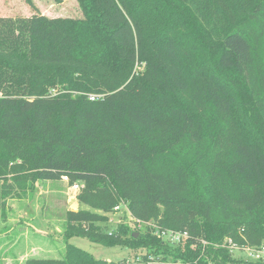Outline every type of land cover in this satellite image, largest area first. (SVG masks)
I'll list each match as a JSON object with an SVG mask.
<instances>
[{
  "label": "trees",
  "instance_id": "1",
  "mask_svg": "<svg viewBox=\"0 0 264 264\" xmlns=\"http://www.w3.org/2000/svg\"><path fill=\"white\" fill-rule=\"evenodd\" d=\"M76 1L78 18L0 15V217L63 176L85 206L61 257L24 264H126L72 236L151 264H264L244 255L264 244V0ZM116 206L141 226L107 229Z\"/></svg>",
  "mask_w": 264,
  "mask_h": 264
},
{
  "label": "rangeland",
  "instance_id": "2",
  "mask_svg": "<svg viewBox=\"0 0 264 264\" xmlns=\"http://www.w3.org/2000/svg\"><path fill=\"white\" fill-rule=\"evenodd\" d=\"M32 2L40 13L50 17L78 18L82 15L76 0ZM33 11L26 0H0V15L28 16ZM29 183L19 196L7 200L4 215L0 217V264H24L30 257H61L65 244L66 211L85 207L77 200L81 183H77L78 187L68 186L63 179L34 180ZM108 215L109 230L120 222L128 224L132 230L140 227L130 221L128 210L122 206ZM68 242L95 258L111 261L125 259L126 264H147L140 254L137 253L139 259L136 260L137 256L119 246L107 247L78 236H72Z\"/></svg>",
  "mask_w": 264,
  "mask_h": 264
},
{
  "label": "built area",
  "instance_id": "3",
  "mask_svg": "<svg viewBox=\"0 0 264 264\" xmlns=\"http://www.w3.org/2000/svg\"><path fill=\"white\" fill-rule=\"evenodd\" d=\"M96 97V95H89V98L91 100H93L94 98ZM62 179L64 181H67V177L66 176H63ZM71 187H78V184L77 183H74L72 185H70ZM118 206L115 207L116 210H118ZM137 224L139 226H141V223L140 222H137ZM155 234H157L158 236H160L163 240L169 242L170 244L172 245H177L182 239L188 237V234L187 232H178V231H172V230H156L155 231ZM227 247L231 250H234L236 249L237 247L234 246V244H232V242L230 240H225V242ZM247 251V252H245ZM244 253L246 254L247 257H251V258H254V259H258V258H261L264 256V244L262 245L261 248L259 249H250V248H245L244 249ZM139 259V256L136 257V260ZM146 263L147 264H151L152 263V259H149L146 260Z\"/></svg>",
  "mask_w": 264,
  "mask_h": 264
},
{
  "label": "water",
  "instance_id": "4",
  "mask_svg": "<svg viewBox=\"0 0 264 264\" xmlns=\"http://www.w3.org/2000/svg\"><path fill=\"white\" fill-rule=\"evenodd\" d=\"M72 210H74V211H75V209H72Z\"/></svg>",
  "mask_w": 264,
  "mask_h": 264
}]
</instances>
